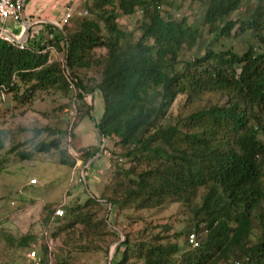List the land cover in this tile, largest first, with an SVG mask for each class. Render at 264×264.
<instances>
[{
	"label": "trees",
	"instance_id": "16d2710c",
	"mask_svg": "<svg viewBox=\"0 0 264 264\" xmlns=\"http://www.w3.org/2000/svg\"><path fill=\"white\" fill-rule=\"evenodd\" d=\"M167 1L95 0L93 19H87L88 11L75 31L48 25L46 36L29 41L24 50L0 39L1 95L27 106L38 93L52 90L71 93L81 103L100 92L104 114L96 128L107 140L105 152L115 148L112 179L101 197L62 206L64 216L50 221L51 231L40 244L42 264H55L57 248L67 260L73 254L108 257L122 234L126 240L113 264H264V0H253L260 5L242 21L231 17L244 0H207L205 27L223 24L220 36L226 39L251 33L256 45L242 54L208 48L193 62L181 56L195 50L202 34L185 19L165 18L161 9ZM139 7L152 11L142 22L141 37L128 48L118 18ZM48 46L64 60L75 93ZM98 50L104 55L97 56ZM92 71L99 79L88 78ZM180 98L185 114L175 117L171 111ZM42 133L36 131V138ZM5 137L0 129V151ZM60 145L56 139L34 150L49 154ZM81 152L88 164L100 148ZM73 160L63 163L74 168ZM174 204L191 216L186 251L170 225L132 216ZM112 213L130 224H111ZM138 224L142 233L131 231ZM191 234L199 237L198 248L190 245ZM20 244L30 247L27 238Z\"/></svg>",
	"mask_w": 264,
	"mask_h": 264
},
{
	"label": "rangeland",
	"instance_id": "374dc122",
	"mask_svg": "<svg viewBox=\"0 0 264 264\" xmlns=\"http://www.w3.org/2000/svg\"><path fill=\"white\" fill-rule=\"evenodd\" d=\"M94 1L37 0L35 12L39 15L42 6L46 5L48 15L61 22L62 29L75 31L80 27V22L86 18V11H89L87 19H93L90 8ZM32 3L33 0L27 8V13ZM54 5H57V8L51 11ZM259 5L260 3L256 1L244 0L240 12L235 13L231 20L242 21L248 11L256 10ZM207 7V0H168L161 9L165 18L172 17L177 21L185 19L192 28L202 34L194 51H183L182 61L193 62L204 56L208 48L215 51L233 49L242 54L251 43L256 45L251 33L226 39L220 36L223 24L218 28L205 27L203 21ZM151 11L139 7L132 16L120 13L118 24L127 36V41L123 43L125 47L133 48L135 46L142 35L140 30L142 22L148 18ZM67 13L72 14L73 17L65 24L63 20ZM6 30L19 35L22 25L9 22L6 25ZM44 36L46 34L43 32L42 37ZM96 53L97 56H103L105 52L98 50ZM87 76L89 79H99L96 71L88 73ZM74 98L71 93L66 94L52 90L38 93L31 104L23 106L20 103H14L11 96L0 94V129L6 133L3 142L4 149L0 151L2 168L0 176V264H28V254L31 249L39 252L38 255L41 257L42 235L44 232L51 231L48 225L53 219V213L62 206L83 205L93 195L101 197L104 188L111 182L114 168H110V153H113L115 148L111 145L109 146L110 151L105 152L107 142L104 147V139L102 140V136L96 128L104 114L101 94L97 92L93 100L90 96L87 97L85 103L75 102ZM74 104L77 110L74 122L75 130L77 129L76 140L74 125L73 127L71 125L73 116L70 114ZM184 105V98H180L172 108V115L176 117L185 114ZM90 111L91 116H89ZM48 130L55 131L58 136H50ZM36 131L43 133L36 138ZM72 134L74 135L72 136ZM56 139L61 142L59 150L49 154L38 153L34 150L39 143L50 144ZM93 146L99 147L100 153L104 156L97 161L98 163H94V168L92 167L98 171V176L95 178L88 176L85 182L81 171L87 167V164L83 163L80 168L74 171L72 167L63 162H73V159L82 160L81 151ZM16 147L18 149L13 150ZM61 152L68 154L63 156ZM20 153L29 154L28 160H23ZM32 181H36V184H31ZM132 216L136 219H147L149 222L158 221L159 225H170L172 228L170 234H181L178 243L185 251L187 250L185 235L189 229L191 216L180 205H168L158 211L140 212ZM120 217L118 213H112L111 224L116 221L130 224V221L125 218L119 219ZM131 231L142 233L143 224L131 227ZM122 236L125 241V235L122 234ZM25 238L30 243L29 248L22 247L20 244ZM118 243L110 247L108 257L103 253L73 254L67 260L65 255L60 257L61 253L57 248L55 264H61L63 261H65L64 264H110V255H113L114 259L117 249L121 245ZM57 244L60 246L61 241L58 240ZM119 257H121V253Z\"/></svg>",
	"mask_w": 264,
	"mask_h": 264
},
{
	"label": "built area",
	"instance_id": "2783aa9c",
	"mask_svg": "<svg viewBox=\"0 0 264 264\" xmlns=\"http://www.w3.org/2000/svg\"><path fill=\"white\" fill-rule=\"evenodd\" d=\"M27 2L28 0H0V31H1L0 39L11 45L18 46L21 50L25 49L26 44L18 43L17 40L19 36L15 35L12 31L6 30V25L7 23L12 22V23H17V24L22 25V28L24 27L23 19H24ZM86 15H88V11H86L85 16ZM72 17H73L72 14L67 13L63 22L67 24ZM33 28H34V25H32L31 29ZM57 28H59L60 30H63L61 28V25H59ZM23 32L25 33V27H24ZM49 38L52 39L53 36L50 35ZM47 50L50 51L52 59H58L63 63V67L65 69V75L67 76L70 82V88L73 91V93H75L76 88L72 80L70 79V73L67 69V66L64 60L60 57L59 53L52 46H48ZM76 111H77L76 105L74 104L70 112V114L73 116V119L71 121L72 127L76 120ZM31 184H36V181H32ZM63 216H64V210L62 208H59L54 212L53 219L57 217H63ZM53 219L51 221H53ZM48 233L49 232H46L45 234H43V237H48ZM189 243L192 246V248H198L200 246V239L196 234H191L189 237ZM51 244L54 246L53 241H51ZM28 259H29L28 264H42L41 258L39 257L36 250L31 251L28 254Z\"/></svg>",
	"mask_w": 264,
	"mask_h": 264
},
{
	"label": "crops",
	"instance_id": "0c3cea01",
	"mask_svg": "<svg viewBox=\"0 0 264 264\" xmlns=\"http://www.w3.org/2000/svg\"><path fill=\"white\" fill-rule=\"evenodd\" d=\"M31 1L32 0H28V2L26 4L24 19H23V25H25V23H28L30 25H34V28L31 29V32H30L31 36L30 37L28 36L27 40L20 42L22 44H27V43H29L30 40L41 39V37L43 36V32H44V34H47L46 33V27L48 25L58 27L61 23V22L57 21L56 19H54L53 17L48 15L49 13H47L46 5L42 6L43 8H41V11H40L41 13H39V15H37V12H35L37 0H33V3L31 4V8L27 13V8H28L29 4L31 3ZM55 8H57V5L52 6L51 11H54ZM23 31H24V27L22 28L20 34L18 35L19 36L18 40H20L21 38L24 37L25 33ZM37 36H39V38H37ZM91 97L93 100L94 96H91ZM76 138H77V129L75 130V140H76ZM102 140H103V138H102ZM93 147H96V146H93ZM103 156L104 155L102 153H100L95 159L89 161V163L87 164V167L83 168V170L81 171V174H82V177L84 178L85 182L87 181L88 176H90V178H95L98 176V171L93 169L94 168L93 165L95 162L98 163L97 161L100 160ZM82 164H83L82 160H77V163L75 164L74 168H72V170L76 171L78 168H80L82 166ZM87 171H88V173H87ZM45 233L46 232H44L43 234H45Z\"/></svg>",
	"mask_w": 264,
	"mask_h": 264
},
{
	"label": "water",
	"instance_id": "95a60500",
	"mask_svg": "<svg viewBox=\"0 0 264 264\" xmlns=\"http://www.w3.org/2000/svg\"><path fill=\"white\" fill-rule=\"evenodd\" d=\"M25 27V34H24V37L21 38L20 40H17L18 43L22 42V41H25L28 39V36H30V32H31V27L32 25L28 24V23H25L24 25ZM1 32V31H0ZM91 97V96H90ZM92 98V97H91ZM106 142L107 140L104 139V147L106 145ZM123 239H124V236H122V241H120L118 244H120L121 242H123ZM112 261H113V255H110V264H112Z\"/></svg>",
	"mask_w": 264,
	"mask_h": 264
}]
</instances>
